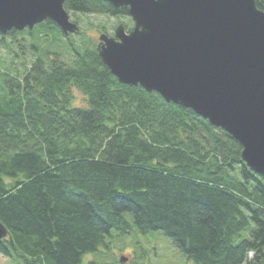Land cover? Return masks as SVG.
I'll use <instances>...</instances> for the list:
<instances>
[{
  "label": "trees",
  "instance_id": "1",
  "mask_svg": "<svg viewBox=\"0 0 264 264\" xmlns=\"http://www.w3.org/2000/svg\"><path fill=\"white\" fill-rule=\"evenodd\" d=\"M65 7L127 14L103 0ZM25 35L74 43L50 19L0 33V49L16 54V65L25 58L22 67L0 62V222L8 230L0 254L84 264L113 231L130 233L129 214L142 234L163 232L195 264H264V175L248 167L239 141L190 107L120 82L95 46L65 60L32 43L37 55L27 64ZM75 88L87 106L73 105Z\"/></svg>",
  "mask_w": 264,
  "mask_h": 264
},
{
  "label": "water",
  "instance_id": "2",
  "mask_svg": "<svg viewBox=\"0 0 264 264\" xmlns=\"http://www.w3.org/2000/svg\"><path fill=\"white\" fill-rule=\"evenodd\" d=\"M65 1L0 0V33L46 19L78 32ZM107 1L127 7L135 23L100 36L99 55L119 81L192 108L239 141L248 167L264 175V12L256 0ZM7 235L0 222V239Z\"/></svg>",
  "mask_w": 264,
  "mask_h": 264
},
{
  "label": "rangeland",
  "instance_id": "3",
  "mask_svg": "<svg viewBox=\"0 0 264 264\" xmlns=\"http://www.w3.org/2000/svg\"><path fill=\"white\" fill-rule=\"evenodd\" d=\"M71 20L79 23L80 31L73 35V40L78 45L91 43L93 45L99 44V36L101 33H107L114 35L115 28L123 23L126 30L133 29L134 23L130 16H114L101 14H83L79 12L71 13ZM77 20V21H76ZM24 44H26V63L30 64L36 57V49L31 47L32 43L37 44L39 48L50 49L51 51L61 52V55L65 60L71 57V53L67 50V40L62 38V41L55 42L51 37L49 39H36L33 40L31 36L25 35ZM21 38V39H22ZM10 41V39H8ZM14 49L19 51L18 46L14 45ZM9 50L6 48L0 49V62L3 60L8 63H2L3 66L9 64L10 66L17 67L18 64L22 67L25 58H21L17 63L18 57L13 58L14 55H10ZM9 56H11L9 58ZM12 59V60H11ZM15 65H14V64ZM1 64V63H0ZM12 64V65H11ZM73 105L74 106H87V97L78 90H73ZM128 219L132 222L133 228L129 234L120 235L118 232L113 233L106 237L105 242L107 246H102L97 253L88 254L84 258V264L95 262V264H132L134 262H145L146 264H195L185 253H183L173 239L166 236L161 231H153L148 234H142L135 224L133 223V217L127 214ZM125 257L126 261L122 262V258ZM0 264H26L23 259L12 260L0 254Z\"/></svg>",
  "mask_w": 264,
  "mask_h": 264
},
{
  "label": "bare ground",
  "instance_id": "4",
  "mask_svg": "<svg viewBox=\"0 0 264 264\" xmlns=\"http://www.w3.org/2000/svg\"><path fill=\"white\" fill-rule=\"evenodd\" d=\"M103 1H106V2H108V3H110L109 1H107V0H103ZM257 2V1H256ZM113 5V4H112ZM114 6V5H113ZM258 6V5H257ZM64 7H65V3H64ZM115 7V6H114ZM121 8H125V9H127V14L125 15H116V16H130L131 17V15L129 14V12H128V8L127 7H115V9H121ZM259 8V7H258ZM65 9H66V7H65ZM260 9V8H259ZM67 10V9H66ZM261 10V9H260ZM263 11V10H262ZM67 12H68V14H69V19L71 20V13L72 12H78V11H70V10H67ZM264 12V11H263ZM79 13H81V12H79ZM86 14H101V15H109L110 17H114L113 15H111V14H107V13H86ZM132 18V17H131ZM49 19H46L45 21H48ZM51 20V19H50ZM133 20V19H132ZM72 21V20H71ZM77 21V20H76ZM53 22H55V21H53ZM42 23V22H41ZM41 23H38V24H36L35 26H37V25H39V24H41ZM133 23H134V21H133ZM55 24H57L56 22H55ZM78 25H79V23H77ZM121 24H123V23H120V25ZM58 25V24H57ZM124 25V24H123ZM34 26V27H35ZM119 26V25H118ZM117 26V27H118ZM134 26H135V23H134ZM134 26H133V29H134ZM58 27L61 29V27L58 25ZM116 27V28H117ZM124 27H125V25H124ZM115 28V29H116ZM29 29V28H28ZM79 29H80V25H79ZM125 29H127L126 27H125ZM62 30V29H61ZM128 31V30H127ZM62 33H63V35L65 36V37H69V38H72L71 40H72V42H74L73 44H70V45H67V49H68V52H71V51H69V50H71V49H74L75 50V52H76V50H82V49H85V48H87V47H91V46H95V48L97 49V51H98V54H99V46H100V42H101V40H100V36H101V34H100V36H99V44H96V45H93V44H91V43H87V44H81V45H78L77 43H75V41L73 40V35H75L76 33H79V32H75V33H69L68 35H66L63 31H62ZM109 35V34H108ZM109 36H111V37H114L115 36V33H114V35L112 36V35H109ZM73 53V52H72ZM100 56V55H99ZM100 59H101V57H100ZM102 60V59H101ZM104 65H106V64H104ZM107 66V65H106ZM108 67V66H107ZM109 68V67H108ZM110 69V68H109ZM111 71V70H110ZM114 75V74H113Z\"/></svg>",
  "mask_w": 264,
  "mask_h": 264
}]
</instances>
